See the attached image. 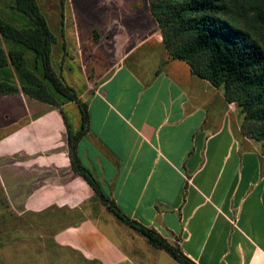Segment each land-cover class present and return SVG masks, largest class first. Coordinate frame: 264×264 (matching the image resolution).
<instances>
[{
  "label": "crops",
  "instance_id": "1",
  "mask_svg": "<svg viewBox=\"0 0 264 264\" xmlns=\"http://www.w3.org/2000/svg\"><path fill=\"white\" fill-rule=\"evenodd\" d=\"M130 34L117 62L94 77L69 76L64 62L56 71L88 107L76 146L81 164L124 215L195 264H264L263 145L243 133L240 113L222 91L170 55L162 31ZM26 97L0 94L17 102L11 112L0 109V157L17 156L29 179L19 214L60 225L51 233L57 251L49 261L182 264L98 200L72 168L60 109L37 99L29 106ZM59 103L73 135L81 132L77 101Z\"/></svg>",
  "mask_w": 264,
  "mask_h": 264
},
{
  "label": "trees",
  "instance_id": "2",
  "mask_svg": "<svg viewBox=\"0 0 264 264\" xmlns=\"http://www.w3.org/2000/svg\"><path fill=\"white\" fill-rule=\"evenodd\" d=\"M0 1L6 3V0ZM11 5L31 24L18 26L0 16V94L23 92L31 99L58 107L69 132L73 170L89 182L118 218L134 227L150 243L166 250L182 264H195L179 246L155 229L124 215L104 194L94 175L81 164L76 146L87 130V104L53 67L51 55L57 37L40 2L13 0ZM150 9L162 30L170 55L186 61L195 74L213 85L233 89L248 117L264 123V0H150ZM1 38L18 46L6 49ZM22 46L33 52L35 68L30 66ZM36 65L43 76L38 74ZM47 81L58 94L79 104L83 129L78 134L73 135L67 116ZM259 134V138H264V131Z\"/></svg>",
  "mask_w": 264,
  "mask_h": 264
},
{
  "label": "rangeland",
  "instance_id": "3",
  "mask_svg": "<svg viewBox=\"0 0 264 264\" xmlns=\"http://www.w3.org/2000/svg\"><path fill=\"white\" fill-rule=\"evenodd\" d=\"M12 1H0V16L18 26L30 25V20L14 9ZM38 1L57 37L51 55L55 71L59 72V66L64 62L69 69L65 72L70 71L69 76L89 74L94 77L95 70L98 71L101 65L116 63L120 58V43L124 38L132 36L130 32L144 37L147 33L157 34L162 31L151 13L150 0ZM1 40L6 49L18 46L3 38ZM112 41H115L114 44ZM23 48L28 55L30 66L35 68L33 52ZM36 68L38 74L43 76L38 65ZM80 81L83 84V77ZM47 83L54 97L61 101L63 96L54 90L50 82ZM217 88L224 93L228 103L237 107L243 133L261 142L264 147V138H259L260 131H264V123L248 117L237 99L238 96L233 94V89L228 90L225 86ZM25 102L32 106L31 98L26 97ZM15 105V98H0V109L7 108L8 112H11ZM3 149L0 146V152ZM16 160L17 156L0 157V264H57L49 261V253L51 250L57 251V247L51 242V233L60 225H43L48 220L39 216L34 218L31 215L19 214L29 179L15 165ZM98 200L103 203L100 198ZM52 215L59 217L62 214L52 212Z\"/></svg>",
  "mask_w": 264,
  "mask_h": 264
}]
</instances>
